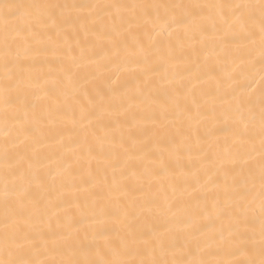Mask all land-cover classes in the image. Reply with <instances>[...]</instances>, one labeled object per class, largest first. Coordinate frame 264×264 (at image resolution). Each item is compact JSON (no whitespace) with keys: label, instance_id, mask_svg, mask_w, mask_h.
Here are the masks:
<instances>
[{"label":"snow or ice","instance_id":"obj_1","mask_svg":"<svg viewBox=\"0 0 264 264\" xmlns=\"http://www.w3.org/2000/svg\"><path fill=\"white\" fill-rule=\"evenodd\" d=\"M0 264H264V0H0Z\"/></svg>","mask_w":264,"mask_h":264}]
</instances>
